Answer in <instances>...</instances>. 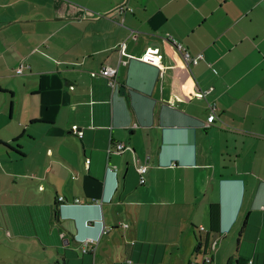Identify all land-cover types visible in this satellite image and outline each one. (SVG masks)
Masks as SVG:
<instances>
[{
  "label": "crops",
  "instance_id": "obj_1",
  "mask_svg": "<svg viewBox=\"0 0 264 264\" xmlns=\"http://www.w3.org/2000/svg\"><path fill=\"white\" fill-rule=\"evenodd\" d=\"M0 223L39 264H264V0H0Z\"/></svg>",
  "mask_w": 264,
  "mask_h": 264
},
{
  "label": "built area",
  "instance_id": "obj_2",
  "mask_svg": "<svg viewBox=\"0 0 264 264\" xmlns=\"http://www.w3.org/2000/svg\"><path fill=\"white\" fill-rule=\"evenodd\" d=\"M168 38L172 40L171 37H168ZM177 47L181 52L185 66L188 70H190V67L192 65H195L196 63H198V61L202 58L201 54H197V55L189 54L179 44H177ZM16 73L17 74L21 73V66H19L16 69ZM115 73H116V69L114 67H111V66H104L98 70V75L105 77L107 79L108 86H110L112 89L116 88V85H117L116 80H115ZM172 81H175V79H172ZM208 92H209L208 89L201 91L202 97L206 98V95L208 94ZM168 103L171 106L174 105L175 95L170 94ZM215 110L216 109H215L214 103L207 102V112L208 113H207L206 121L203 123L204 126L207 127V126L211 125L212 123H214L215 120H218V117L215 113ZM78 134H81V133L79 132ZM124 147H125L124 144L117 143V144H115L114 151L115 152L122 151L124 149ZM134 164H135L136 172H137L138 177H139V183L143 184L145 181L144 174L146 173L147 166L145 164L140 163L138 160H136ZM209 263H210V258L205 256L201 263H196V264H209ZM252 263H253V261L251 259H249L248 261H246L243 264H252Z\"/></svg>",
  "mask_w": 264,
  "mask_h": 264
},
{
  "label": "rangeland",
  "instance_id": "obj_3",
  "mask_svg": "<svg viewBox=\"0 0 264 264\" xmlns=\"http://www.w3.org/2000/svg\"><path fill=\"white\" fill-rule=\"evenodd\" d=\"M19 230L20 229L13 230V234H19ZM33 243L37 245V243ZM28 244L36 247L30 241H21L19 237L10 235V233L6 232V228L0 223V264H39V262H35L34 259H31L29 254L25 256L22 253V250L29 249ZM43 264L56 263L54 261H47V263L44 262Z\"/></svg>",
  "mask_w": 264,
  "mask_h": 264
},
{
  "label": "trees",
  "instance_id": "obj_4",
  "mask_svg": "<svg viewBox=\"0 0 264 264\" xmlns=\"http://www.w3.org/2000/svg\"><path fill=\"white\" fill-rule=\"evenodd\" d=\"M219 219V208L218 206L214 205V204H210L209 207V221H210V228L212 230L216 229V223L218 222ZM197 243H196V251L198 252L200 246L202 245L201 241L199 239H197Z\"/></svg>",
  "mask_w": 264,
  "mask_h": 264
},
{
  "label": "water",
  "instance_id": "obj_5",
  "mask_svg": "<svg viewBox=\"0 0 264 264\" xmlns=\"http://www.w3.org/2000/svg\"><path fill=\"white\" fill-rule=\"evenodd\" d=\"M65 243H66V240H65Z\"/></svg>",
  "mask_w": 264,
  "mask_h": 264
}]
</instances>
